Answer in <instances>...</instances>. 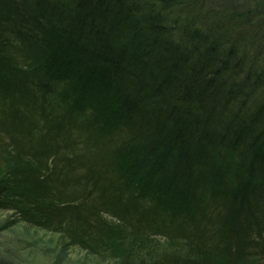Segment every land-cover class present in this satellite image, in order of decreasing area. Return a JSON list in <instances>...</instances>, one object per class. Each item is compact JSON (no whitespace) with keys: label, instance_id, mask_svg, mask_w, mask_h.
Here are the masks:
<instances>
[{"label":"trees","instance_id":"1","mask_svg":"<svg viewBox=\"0 0 264 264\" xmlns=\"http://www.w3.org/2000/svg\"><path fill=\"white\" fill-rule=\"evenodd\" d=\"M10 5L26 16L8 15ZM58 84L69 111H93L97 121L86 120L104 124L105 136L38 107ZM17 108L31 114L30 134L42 133L39 157L28 146L15 153ZM0 117V208L30 225L66 228L98 254L116 242L121 264H264L260 222L253 235L238 228V217L264 206L263 8L0 0ZM121 130L130 139L108 145ZM50 159L65 167L51 170Z\"/></svg>","mask_w":264,"mask_h":264},{"label":"rangeland","instance_id":"2","mask_svg":"<svg viewBox=\"0 0 264 264\" xmlns=\"http://www.w3.org/2000/svg\"><path fill=\"white\" fill-rule=\"evenodd\" d=\"M234 2H236V5H239V7L241 6L245 7V5L246 6L249 5L250 7H255V8L258 7L260 8V10L262 8L264 9V0H234ZM7 10L9 11L8 15L10 16H19V15L20 17L26 16V13L22 8L16 9L15 6L10 5V7ZM21 47L24 48L25 46L22 45ZM16 50H18L17 47ZM62 90H63V85L58 84L56 93L50 94L48 97L46 96V99L43 102L39 103L38 107H40L42 110H45L47 104H49L53 106V108H50L53 111L55 108H59L64 114H66L67 118H71V117L75 118L74 122H76L77 124L80 122L82 125H84V128H82L81 131L84 132L85 134L90 136L93 132H98L101 135L105 136L106 128L104 124L93 123V122L90 123L86 120V118L89 115H91L92 116L91 119L93 121H97L96 120L97 117L92 113L93 111L90 112V114L88 113L90 110L84 114H79V113L73 114L69 111L67 103L63 101L62 98H58L57 93L59 92L62 93ZM63 97L65 98V94L63 95ZM60 103L62 104V107L58 106ZM30 115L31 114H29L28 112H25L17 108V113L15 114L13 111V115L11 116L12 119L15 118L14 121L17 124V129L19 130L14 134V136L15 137L17 136L21 139V141L15 140L16 143L14 145V147L16 148L15 153L16 155L19 156V158L26 153L27 146L33 147V152L35 156L39 157L43 153V148L40 147V145L39 146L34 145V143L40 141L41 139L40 135L42 133L36 135L30 134L29 126L30 127H32V125L34 126V124H31L32 122H30L29 120ZM4 118L5 117H0V121H1L0 129H4L6 126L7 122L2 123V120L3 122L5 120ZM33 123H40V117L36 116ZM46 134L47 133H45L44 136ZM130 137H131L130 133H127L126 131H122L121 134L116 133L114 134L113 137L114 140L110 141L108 145L112 144L113 147L114 146L116 147L119 144H121L123 141L129 140ZM77 142L79 141L77 140ZM68 143L71 149L79 148L81 146L80 143L77 145L76 141L72 139ZM44 157L50 158L49 153L45 152L43 158ZM65 161H66L65 159H62L60 161H54V160L52 161V159H50L49 162L51 163V170L53 169L56 171L62 170L65 167ZM98 173L102 175V167L99 168ZM105 176L106 175H104L103 177ZM58 194L59 196L62 195L63 199H65L64 198L65 196H63V192ZM65 200L67 201L68 199ZM65 200L63 203L64 204L63 208L69 207ZM263 208L259 206H254L251 208V210L257 213L255 218L247 214V212L244 214L245 216L238 217V220L241 221L238 228L243 227L241 229L242 230L241 235L246 236V233L248 232L247 228H251L250 233L252 235L254 233L253 229L255 231L259 230L257 227L253 226L254 219H257L258 222H260V224L264 228ZM42 211H44V209H42ZM104 218L109 223L114 222V220H112L114 218H112L110 215L109 216L106 215L104 216ZM224 218L226 219L228 218V216L225 215ZM61 219L62 216H58L55 222L59 223ZM100 224L103 227L107 228V226L103 225L102 222H100ZM81 226L87 228L86 220L81 222ZM236 229L237 228L234 229L235 233L240 235V233H238V229L237 230ZM129 232L130 231L128 229L124 230L123 233L118 232L117 230L116 237H119L120 234L123 238L128 237L124 233H129ZM98 235L99 233L93 232L89 235L88 238L89 239L94 238L90 240L93 243H95V240ZM258 237H260V235L256 236V238ZM74 238L75 236L71 237L70 232L68 233V230L66 228H62L60 231L53 230L50 227L39 228L37 226L30 225L28 222H26L22 218L18 210L0 208V261H2L5 264H121L120 263L121 260L119 259V253H120L119 249H121L122 247H120V244H117L116 242L115 243L109 242L107 244L105 242H102V246L104 250H99L96 248L98 251L102 253V254H98V252L96 251H92L89 248L87 249L86 247H83L82 244H80ZM159 240L162 241L163 239H159ZM130 243L132 242L129 241L128 245ZM100 244L101 242L99 241L97 245ZM169 250L171 251L174 250L175 254L178 255L181 254L180 253L181 251H178L176 247ZM182 252L184 253V251Z\"/></svg>","mask_w":264,"mask_h":264}]
</instances>
